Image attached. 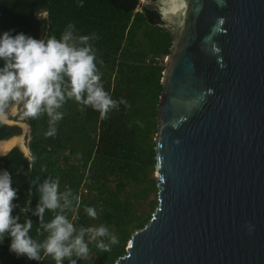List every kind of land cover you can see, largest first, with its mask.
<instances>
[{
	"label": "water",
	"instance_id": "obj_1",
	"mask_svg": "<svg viewBox=\"0 0 264 264\" xmlns=\"http://www.w3.org/2000/svg\"><path fill=\"white\" fill-rule=\"evenodd\" d=\"M155 7L158 204L113 264H264V0Z\"/></svg>",
	"mask_w": 264,
	"mask_h": 264
},
{
	"label": "trees",
	"instance_id": "obj_2",
	"mask_svg": "<svg viewBox=\"0 0 264 264\" xmlns=\"http://www.w3.org/2000/svg\"><path fill=\"white\" fill-rule=\"evenodd\" d=\"M155 1L84 0L81 7L77 0H0V33L13 30V35L23 32L33 38H59L71 23L75 24V36H90L105 91L130 105L119 104L104 118L90 106L69 99L61 109L64 117L54 136L45 135L49 128L46 114L26 117L30 154L14 146L0 155V170L12 175V187L18 189L13 215H18L21 223L32 220L30 235L34 239L42 241L47 235L41 234L40 218L33 212L39 203L38 187L48 176L59 177L60 190L70 189L74 194L77 229L103 224L118 236L119 243L109 251L89 243L86 257L97 264H113L125 254L131 235L148 222L158 204L151 199L147 212H140L137 206L157 190L153 176L157 108L164 58L172 45L170 32L156 24ZM19 133L18 125L0 120V140ZM110 178L119 190L108 188ZM26 206L29 211L21 212ZM85 206L96 209L95 219L85 213ZM67 214L69 218L73 215L71 211ZM53 216L46 211L44 222ZM10 239L6 236L0 245V264H55L43 252L39 261L17 257L9 252ZM86 257L72 259L84 264Z\"/></svg>",
	"mask_w": 264,
	"mask_h": 264
},
{
	"label": "clouds",
	"instance_id": "obj_3",
	"mask_svg": "<svg viewBox=\"0 0 264 264\" xmlns=\"http://www.w3.org/2000/svg\"><path fill=\"white\" fill-rule=\"evenodd\" d=\"M77 2L83 7L84 0ZM74 33L75 24L71 23L59 38L53 35L36 39L23 32L13 35V30L0 33V119L7 117L12 105L23 109V117L36 119L46 114L49 128L45 135L51 137L57 132L56 125L64 117L61 109L69 99L90 106L104 118L119 104L130 107L123 98L117 101L105 91L96 54L89 43L91 37H77ZM12 183V175L6 169L0 170V245L6 236L10 237L9 252L17 257L39 261L43 252L55 264H64L65 259L69 264H77L72 257H86L90 242H95L102 251H109L119 243L118 236L103 224L77 229L73 222L78 218L76 198L70 189L61 191L59 177L51 176L38 187L39 203L33 215L40 218L41 234L47 235L37 241L30 235L32 220L21 223L20 217L13 215L18 207L13 203L18 189ZM28 211L27 206L21 208V212ZM46 211L54 216L45 223ZM69 211L73 213L71 218ZM84 211L91 218L97 217L94 207L85 206Z\"/></svg>",
	"mask_w": 264,
	"mask_h": 264
},
{
	"label": "rangeland",
	"instance_id": "obj_4",
	"mask_svg": "<svg viewBox=\"0 0 264 264\" xmlns=\"http://www.w3.org/2000/svg\"><path fill=\"white\" fill-rule=\"evenodd\" d=\"M141 3L144 2V0H140ZM167 61V56L164 58V64ZM23 109L19 105H12L9 110L7 111V117L5 119H0L1 121L8 123V124H16L20 127V133L16 136L11 137L8 140H14V146H18L25 155L30 154V150L28 147L29 142V126L26 123V117L22 116ZM4 154V152L0 153V155ZM153 176L155 177V172L153 173ZM108 188L111 190L117 191L119 188L116 186L115 182L112 178L108 181ZM151 199L157 200V190L150 193L148 199H142L140 202H138L137 206L140 210V212H147L149 210L148 202ZM135 202V200H132ZM136 203V202H135ZM86 262L84 264H97L95 263L90 257H86Z\"/></svg>",
	"mask_w": 264,
	"mask_h": 264
},
{
	"label": "bare ground",
	"instance_id": "obj_5",
	"mask_svg": "<svg viewBox=\"0 0 264 264\" xmlns=\"http://www.w3.org/2000/svg\"><path fill=\"white\" fill-rule=\"evenodd\" d=\"M14 144V140L0 141V153L7 151Z\"/></svg>",
	"mask_w": 264,
	"mask_h": 264
},
{
	"label": "flooded vegetation",
	"instance_id": "obj_6",
	"mask_svg": "<svg viewBox=\"0 0 264 264\" xmlns=\"http://www.w3.org/2000/svg\"><path fill=\"white\" fill-rule=\"evenodd\" d=\"M155 2H156V1H155ZM157 13H158V11H157ZM158 17H159V15H157V19H158ZM157 19H156V20H157ZM36 39H39V38H36Z\"/></svg>",
	"mask_w": 264,
	"mask_h": 264
},
{
	"label": "crops",
	"instance_id": "obj_7",
	"mask_svg": "<svg viewBox=\"0 0 264 264\" xmlns=\"http://www.w3.org/2000/svg\"><path fill=\"white\" fill-rule=\"evenodd\" d=\"M4 141H5V140H4ZM9 149H11V148H9ZM9 149H8V150H9ZM8 150H7V151H5V152H4V154H5L6 152H8Z\"/></svg>",
	"mask_w": 264,
	"mask_h": 264
},
{
	"label": "built area",
	"instance_id": "obj_8",
	"mask_svg": "<svg viewBox=\"0 0 264 264\" xmlns=\"http://www.w3.org/2000/svg\"><path fill=\"white\" fill-rule=\"evenodd\" d=\"M84 191H86V189H84Z\"/></svg>",
	"mask_w": 264,
	"mask_h": 264
}]
</instances>
